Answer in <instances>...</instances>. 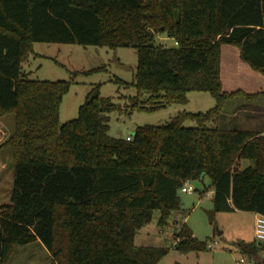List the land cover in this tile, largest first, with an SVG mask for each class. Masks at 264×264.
I'll use <instances>...</instances> for the list:
<instances>
[{
	"label": "trees",
	"instance_id": "obj_1",
	"mask_svg": "<svg viewBox=\"0 0 264 264\" xmlns=\"http://www.w3.org/2000/svg\"><path fill=\"white\" fill-rule=\"evenodd\" d=\"M158 34L177 45L157 44ZM35 42L134 48L133 79L110 81L136 94L122 108L96 83L78 116L61 123L77 76L106 68L76 70L70 80L32 79L23 63L36 54ZM225 44L264 75V0H0V116L15 115L0 141L15 165L12 195L0 203V264L17 245L37 241L52 264H158L169 249L137 245V231L156 211L166 224L181 207L184 183L206 176L214 211L264 214V131L217 123L230 100L264 93L223 89ZM191 91L209 92L214 107L138 125L130 140L109 134L112 112L184 105ZM241 159L254 164L237 168ZM238 246L253 257L262 248L256 240ZM208 247L186 224L177 235L181 252Z\"/></svg>",
	"mask_w": 264,
	"mask_h": 264
},
{
	"label": "rangeland",
	"instance_id": "obj_2",
	"mask_svg": "<svg viewBox=\"0 0 264 264\" xmlns=\"http://www.w3.org/2000/svg\"><path fill=\"white\" fill-rule=\"evenodd\" d=\"M156 43L177 45V41L166 34H158ZM34 48L36 54L30 55L23 63L24 71L32 79L70 80L73 71L106 68V71L77 76L61 103V123L78 116L80 106L96 83H102V96L111 97L122 108L136 94L134 87H119L110 81L115 76L127 81L133 79L137 66V52L134 48L121 47L114 50L57 42H35ZM221 76L223 89L227 92L240 89L249 94L264 93V75L240 59V51L236 46H222ZM188 97L187 104L172 105L154 112L136 111L132 115H125L114 111L110 114L109 134L125 139L138 125L163 124L182 109L205 112L216 103L215 98L207 91H191ZM14 123V113L0 116V141L12 133ZM217 123L223 127L264 131V96L248 99L245 95H239L230 100ZM185 125L194 126L195 123L187 121ZM253 164L252 159H241L236 166L245 168ZM14 173V159L11 149L7 148L0 153V203L9 200L12 195ZM188 182L195 190H179L180 209L174 211L164 225L158 223L160 213L156 211L152 221L137 231L136 244L168 248L167 254L158 264H243L242 259L248 264H264V241L261 242L258 257L243 253L238 246L239 241L255 240V214L245 210L215 211L214 220L210 222L205 211L213 209L214 187L210 177L206 176L203 181L195 179ZM185 224L198 240L207 241L211 246L189 252L176 249L177 235ZM8 264H52V258L41 244L35 242L17 245Z\"/></svg>",
	"mask_w": 264,
	"mask_h": 264
},
{
	"label": "built area",
	"instance_id": "obj_3",
	"mask_svg": "<svg viewBox=\"0 0 264 264\" xmlns=\"http://www.w3.org/2000/svg\"><path fill=\"white\" fill-rule=\"evenodd\" d=\"M126 138L128 140H130L131 135H128ZM181 190L183 192H192L195 190V188L188 181H186L184 183V185L181 187ZM254 236H255V240L258 243H261L262 241H264V214H262V213H256L255 214ZM209 246H211V245L209 244ZM241 262L243 264H248L247 262H245L244 259H242Z\"/></svg>",
	"mask_w": 264,
	"mask_h": 264
},
{
	"label": "water",
	"instance_id": "obj_4",
	"mask_svg": "<svg viewBox=\"0 0 264 264\" xmlns=\"http://www.w3.org/2000/svg\"><path fill=\"white\" fill-rule=\"evenodd\" d=\"M134 132L135 130H132L131 134H133ZM205 211H206L209 221L212 222L214 220V215H215L214 209H206Z\"/></svg>",
	"mask_w": 264,
	"mask_h": 264
},
{
	"label": "crops",
	"instance_id": "obj_5",
	"mask_svg": "<svg viewBox=\"0 0 264 264\" xmlns=\"http://www.w3.org/2000/svg\"><path fill=\"white\" fill-rule=\"evenodd\" d=\"M134 130V129H133ZM132 131V130H131ZM254 214H256L255 212H253ZM37 243L41 244L39 241H37ZM42 245V244H41ZM43 246V245H42ZM44 247V246H43ZM45 248V247H44ZM46 249V248H45Z\"/></svg>",
	"mask_w": 264,
	"mask_h": 264
}]
</instances>
